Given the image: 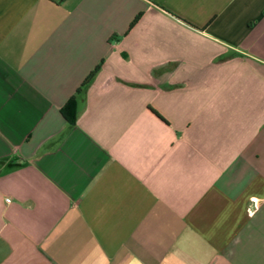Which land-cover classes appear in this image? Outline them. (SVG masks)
<instances>
[{
  "label": "crops",
  "instance_id": "0c3cea01",
  "mask_svg": "<svg viewBox=\"0 0 264 264\" xmlns=\"http://www.w3.org/2000/svg\"><path fill=\"white\" fill-rule=\"evenodd\" d=\"M0 264H264V0H0Z\"/></svg>",
  "mask_w": 264,
  "mask_h": 264
},
{
  "label": "trees",
  "instance_id": "16d2710c",
  "mask_svg": "<svg viewBox=\"0 0 264 264\" xmlns=\"http://www.w3.org/2000/svg\"><path fill=\"white\" fill-rule=\"evenodd\" d=\"M142 14H139L135 21L131 24V28L136 25V23L140 20ZM101 65L97 66L96 69L87 77V79L82 84L81 88L78 90V94L84 93L88 86L92 83L97 73L100 71ZM76 111H77V103L76 97H72L70 101L66 104L64 108H62L61 113L66 121L70 124H75L76 121Z\"/></svg>",
  "mask_w": 264,
  "mask_h": 264
},
{
  "label": "built area",
  "instance_id": "2783aa9c",
  "mask_svg": "<svg viewBox=\"0 0 264 264\" xmlns=\"http://www.w3.org/2000/svg\"><path fill=\"white\" fill-rule=\"evenodd\" d=\"M8 202H10V200H8Z\"/></svg>",
  "mask_w": 264,
  "mask_h": 264
}]
</instances>
